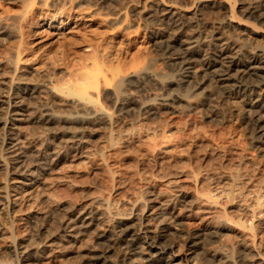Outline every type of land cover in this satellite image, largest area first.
<instances>
[{
  "label": "rangeland",
  "instance_id": "374dc122",
  "mask_svg": "<svg viewBox=\"0 0 264 264\" xmlns=\"http://www.w3.org/2000/svg\"><path fill=\"white\" fill-rule=\"evenodd\" d=\"M169 1L189 11L196 8L195 0H0V26L8 23V30L13 32L0 41V119L11 117L8 104L16 101L9 88L13 89L12 62L17 52L27 68L25 72L37 68V73L28 78L48 77L53 85L68 83L67 87L81 78L78 73L82 68L93 67L95 58L108 79L100 81L98 101L112 115L108 124L55 121L48 125L51 129L8 121L7 128H13L10 131L17 133L22 146L28 141L41 149L54 144L63 158L30 187L16 173L0 170V264H89L91 256L100 254L105 245L118 242L119 231L128 236L141 230L151 234L163 226L164 240L181 249L174 264H264V219H253L252 229L240 226L246 219L240 205L250 203L248 191L264 190V144L252 141L250 126L234 107L236 103L238 107L243 105L238 95L225 93L207 81L190 92L189 86L179 80L178 66L166 63V48L152 45V31L163 27L157 22L159 15L154 14L156 20L143 21L135 11H141L143 4L156 10ZM249 1L223 0L216 8H197L194 22L185 33L215 34L220 31L218 23L231 14L235 21L257 29L255 34L234 25L225 29L227 37L236 38L249 51L264 43V25L238 12ZM253 1L264 4V0ZM52 19L54 25L65 24L62 34L46 27ZM204 47V52L193 56V70L198 73L203 69L201 57L208 52ZM245 50L241 57L248 58ZM145 72L155 80L143 76ZM260 75L262 79L264 72ZM260 79L253 77L250 82L255 84ZM117 92L131 93L137 100L120 115L113 101ZM152 93L168 98L187 93L192 106L170 102L169 106H176L174 110L157 106L156 114H144L139 102L149 101ZM47 95L40 93L29 106L39 109L50 103L52 112L70 113L69 107L55 106ZM54 131L59 132L58 138L52 140ZM70 132L82 136L81 148L64 147ZM0 145L2 148L5 143ZM79 151L87 155L86 159L76 155ZM218 185L230 193L227 199L219 200L216 209L208 210L214 214L210 215L211 222L203 204L197 202L187 208L189 198L185 203L177 198L179 192L200 197L203 189ZM7 190L19 198L13 206L3 199ZM236 190L242 192L241 197H234ZM70 204L74 217L87 209L98 213L97 217L101 215L98 226L74 247H66V238L59 237L67 215L62 208ZM103 209H110L111 216L100 214ZM201 216L204 218L199 221ZM193 234L199 236L194 239L199 245L188 251L185 239ZM117 244L120 247L108 254L111 264H145L150 254L156 253L142 249L131 255L120 241ZM24 250L26 255L21 254ZM30 254L33 257L26 260Z\"/></svg>",
  "mask_w": 264,
  "mask_h": 264
},
{
  "label": "bare ground",
  "instance_id": "6f19581e",
  "mask_svg": "<svg viewBox=\"0 0 264 264\" xmlns=\"http://www.w3.org/2000/svg\"><path fill=\"white\" fill-rule=\"evenodd\" d=\"M98 1L111 2L113 0ZM222 1L223 0H195L193 2V5L196 8L193 9V11L187 10L186 7L175 5L174 1H169L167 5L165 4L166 6L160 7L156 10L150 7L145 8V5L143 4L141 7V11H135V13H138V18H141L140 20L143 21H151L153 19L156 20L154 14L157 13L159 15L157 22H160L163 27H157L156 29H154V31H152V45L156 47L164 46V48H166L164 51V58L167 60L166 63H168V65L170 66H178L177 68H179V72H177V74L180 76L179 80L189 86V91L193 92L195 89L200 87L201 84L207 81L212 82L216 88H220L225 93L238 95L237 97L238 99H240L243 105L241 107H238L236 103L234 106V101L232 105L236 107V109L238 108L240 110L242 115L241 117L244 119L245 123L248 124V127L250 126V129L252 130V141L264 144V77L260 79V73L264 72V43L252 47L248 51L245 50L247 48L244 47V44L239 45V42H237L236 38L227 37L225 35L227 32L225 29L233 25L237 26L243 31L245 30L247 33L250 34H255L257 32L256 27L248 26L247 24L237 22L234 20V17L231 16V14H229L228 16L226 14L227 17L221 20L217 25L220 31H217L215 34L209 36H201L200 33L196 34V32L195 34L185 33V28H187V26H189L192 21L194 22V19L196 17L194 15V10L200 7L202 8L203 6L208 8H216L219 5H222ZM238 12H241L247 18L250 17L256 21L261 22V24L264 25L263 3H260L259 1L256 2L253 0L249 1V3H246V5H244L243 8L240 9V11ZM54 20L52 19L51 22L46 24V27L55 31L54 34H62V30L65 28V24L54 25ZM3 24H1L2 26H0V41L6 36H10L13 33L11 30H8V26L6 25L8 23H6L5 25ZM203 46L207 47L206 49L208 50V52L206 51L201 57V67L203 69L201 70V73H198L197 69L193 70L194 68L192 64L193 61H195L193 56L194 54H197L200 51L204 52L202 48ZM244 50L248 51V58H243L244 56L242 55V52H244ZM17 53L14 62H12L14 65V68L12 67L14 71V78L12 79L10 84L13 89L9 88V91L12 90V95L14 94V99L16 101H13L11 103L9 102L10 104H8V107L11 106L12 108V110L10 111L12 113L10 115L11 117H8L6 119L4 118V120L0 119V126L2 124L0 130L7 129L6 131L4 130L2 133H0V144L3 145V143H5L2 148L0 147V170L2 172L7 171L8 173H10L12 171L16 173L21 179L28 181L30 184H27V186L30 187L33 184H36V182H38L40 176L43 173H47L48 171L53 170L57 167L58 163L63 158L62 152L57 150L54 144L49 145V143L43 149H41V147L37 148V146L35 145H30L29 141L28 143L26 142V144H28L27 146H22V143H20V140L16 136L17 133H11L10 130H13V128H7L6 125L8 121L25 122V124L27 122L30 124H38L40 126H51V124L55 121L72 122L79 125H87L88 123L108 124L111 120L112 115L98 101V93L101 83H105V80L108 79H106L104 74L101 73L103 71H101L100 66L96 65L95 58L93 59L94 61H92L95 62V64H93V67L91 66L90 68V65L89 67H80L82 68V71L80 70L82 73L79 71L78 74L80 76L82 75L81 78H79L76 83L74 82L75 84L72 83L73 85H71V87H67V82V86H64V83L62 86H59V84L58 86L57 84L53 85L51 83L52 80L50 81V79H47L48 77H45V80H31V78H28L27 75L30 76L32 75V73L33 75L37 73V68H30L28 72H25L24 70H27V68L24 69L25 65L23 64V62H21V58L19 59V54ZM83 65L88 66L86 64ZM142 75L150 80H155L153 75H150V73L145 72V75L144 73ZM253 77L259 78L260 80H258L254 84L253 82H250V79ZM100 81L102 82L100 83ZM127 92L126 94L117 92V94H115L113 98L114 103L116 102L115 104H117L118 106L117 110H119V113L117 112V114L119 115L120 112H128L131 109L130 105L132 104V102L137 101L131 93L127 94ZM40 93H46L50 95V97L52 98V104H55V106L61 105L62 107V105H65L69 107L70 113L57 114L55 112H52L49 106L50 103L42 104V107L39 109L35 107H30L29 104L31 99L40 96ZM153 96L154 97H152L147 102H139V109L142 110L144 114H156V111L158 109L157 106H167L174 110L176 106H169L171 104L170 102L182 101V103H184L186 107L189 108L192 106L191 101L187 100L189 96L187 95V93L186 95L182 96L174 94L172 97L169 98L168 96L161 97L160 95H158V93H154ZM12 116H15L17 119H13ZM49 126L48 129H51V127ZM82 129H84V127H82ZM77 131L79 132V129ZM58 133L59 132L57 131L53 132L52 140L54 138H58ZM73 133L71 134L70 132L71 137L69 139L64 140L65 142H67L66 144H68L64 147H69V149L74 148L76 150L81 148L80 144L82 143L83 139L81 138L82 136L79 135V133ZM77 154L79 155L82 153L79 151L76 153V155ZM79 156H82L83 159H86L87 155L82 154ZM14 183L18 182L14 181ZM223 187L224 186L221 187L218 185L212 187L211 189H208L207 191L203 189L204 192H200V194H202L200 197H195L194 195L190 196L186 193L179 192L180 194L177 198H179V200H181L180 202L182 203H185L186 199L189 198L188 202L185 203L187 208L192 207L197 202L201 203L206 207L208 212V210L214 209L215 207H217V205H219V200H221L222 198L227 199L226 197L228 196L230 191ZM250 191H248L247 195L245 193L247 197L249 195L250 198L248 199L250 200V203L241 204L239 201V203L241 204L239 205L241 206L242 212L245 215L244 217L246 218L243 219L242 222L240 221V226L243 229H246L248 226L249 229H252L253 219H264V190L262 191L256 189V191ZM235 196L241 197L242 192H240V190H236L234 197ZM3 199H5L7 205L13 206L15 204L14 202L17 201V199L19 198L17 197V195H14V197L11 196L10 190H7ZM144 206L146 207L147 205ZM152 207L153 206L149 208ZM62 210L67 215L65 221L63 222L61 230L63 234L59 237L66 238L65 240L63 239V241L66 243V247H74L75 243L85 239L88 233L92 232V227H96V225L100 223L98 219L100 218L101 220V215L97 217L96 214L98 213H95L93 210L88 211V209L79 211L77 213V216L74 217L75 214L72 212L74 211V208L73 206H71V204L70 206L68 205L63 207ZM109 211L105 210L100 214H104L110 217L111 212ZM217 211L215 213H217ZM212 212L209 211L208 213H206L207 216H209L207 217V219H209L210 222V215L213 214ZM218 215H221V213H218ZM198 218L199 221H201L204 217L201 216V218ZM161 220L165 221L164 224H162L165 225L166 218H163ZM206 221L207 223H209L208 220ZM118 233V242L120 241L124 245V249L127 251L128 254L132 255L140 253L142 249L156 250L155 255L150 254L149 257L151 259L147 260L145 264H174V261L177 258V254L179 250H181L179 246H175L173 243L164 240V234L166 233L165 226L160 227L156 233L151 234H149L150 232H148L147 230H141L139 234L129 236L126 233H122L120 231ZM50 236L51 238H54L52 234H50ZM103 237L105 236L97 235V238ZM198 237L199 236L196 234L187 236L184 245L186 246V250L191 251L194 250L195 247H198L199 244L194 241V239H197ZM117 243H111L112 245H105V247H103L100 251V254H95L91 256L89 264H111L112 260L110 259V256H108V254L120 247V244ZM248 250L249 249L245 248L244 246V251L248 252ZM22 253H24V255L27 254L25 250L22 251L21 254ZM31 257H33L31 256V254L27 255L26 260H29ZM189 264L195 263H192L191 261V263L189 262Z\"/></svg>",
  "mask_w": 264,
  "mask_h": 264
}]
</instances>
